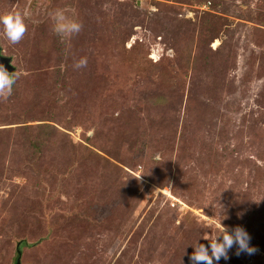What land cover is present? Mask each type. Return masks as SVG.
<instances>
[{
    "label": "rangeland",
    "instance_id": "1",
    "mask_svg": "<svg viewBox=\"0 0 264 264\" xmlns=\"http://www.w3.org/2000/svg\"><path fill=\"white\" fill-rule=\"evenodd\" d=\"M15 11L0 264H190L223 226L253 251L213 264H264V0H0Z\"/></svg>",
    "mask_w": 264,
    "mask_h": 264
},
{
    "label": "clouds",
    "instance_id": "2",
    "mask_svg": "<svg viewBox=\"0 0 264 264\" xmlns=\"http://www.w3.org/2000/svg\"><path fill=\"white\" fill-rule=\"evenodd\" d=\"M50 15L54 19L53 31L61 36H66L79 31L81 25L78 21L68 19L64 16L62 9H55ZM27 12H7L0 15V27L4 36L10 43H17L23 36L26 28L25 18ZM86 63L84 58H81L76 66L80 67ZM14 77L10 75L4 68H0V92L10 91ZM223 215V212L221 213ZM221 223V220H220ZM223 232L215 237L206 239L207 246L204 243H199L197 239L193 245V249L189 256L190 264H213V260H219L222 256H226L227 250L235 243L241 250H246L249 253L253 251L248 247V234L240 227L236 226L231 230L223 226Z\"/></svg>",
    "mask_w": 264,
    "mask_h": 264
},
{
    "label": "water",
    "instance_id": "3",
    "mask_svg": "<svg viewBox=\"0 0 264 264\" xmlns=\"http://www.w3.org/2000/svg\"><path fill=\"white\" fill-rule=\"evenodd\" d=\"M0 68H4L9 73L14 71V67L11 65V58L5 57L0 54ZM20 244V243H19ZM19 244H17L19 246ZM17 256L15 257L14 264H20V251L16 250Z\"/></svg>",
    "mask_w": 264,
    "mask_h": 264
}]
</instances>
